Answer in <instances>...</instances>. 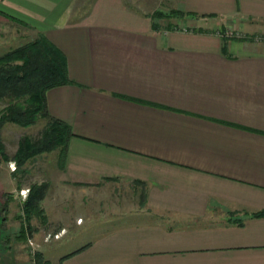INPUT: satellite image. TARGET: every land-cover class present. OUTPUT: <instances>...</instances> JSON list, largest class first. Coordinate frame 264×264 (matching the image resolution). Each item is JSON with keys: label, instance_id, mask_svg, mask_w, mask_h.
I'll return each instance as SVG.
<instances>
[{"label": "crops", "instance_id": "1", "mask_svg": "<svg viewBox=\"0 0 264 264\" xmlns=\"http://www.w3.org/2000/svg\"><path fill=\"white\" fill-rule=\"evenodd\" d=\"M138 1L0 0L66 56L60 176L106 202L61 264H264V0Z\"/></svg>", "mask_w": 264, "mask_h": 264}, {"label": "rangeland", "instance_id": "2", "mask_svg": "<svg viewBox=\"0 0 264 264\" xmlns=\"http://www.w3.org/2000/svg\"><path fill=\"white\" fill-rule=\"evenodd\" d=\"M161 2H152L157 7L155 15L172 13ZM152 4L148 7L152 8ZM24 30L21 25L0 19V55L36 39ZM5 103L0 98V108ZM47 124L48 118L44 116L25 125L3 121L0 114V264H38L39 260L61 264L63 256L109 228L95 227L107 220V213H98L106 205L105 200H91L87 195L81 199L76 185L62 180L61 146L35 152L24 163L17 161L14 154L20 140L24 136L39 139ZM43 183H47L46 195L40 207L29 214L23 207L29 187ZM104 190L109 191L107 187ZM98 203L102 205L100 209ZM79 215L84 219L81 225L77 224L82 220ZM62 224L67 227H61Z\"/></svg>", "mask_w": 264, "mask_h": 264}, {"label": "trees", "instance_id": "3", "mask_svg": "<svg viewBox=\"0 0 264 264\" xmlns=\"http://www.w3.org/2000/svg\"><path fill=\"white\" fill-rule=\"evenodd\" d=\"M162 14V13H161ZM163 15V14H162ZM165 16V15H164ZM19 61L17 63H14ZM71 81L67 59L47 37L35 40L0 55V98L5 105L0 108L2 120H11L25 125L38 116L48 118V124L39 139L24 136L15 152L19 163H24L35 152L61 146L63 163L68 152V142L74 134L70 125L52 116L47 107V91L50 87ZM47 191V183L29 187L23 207L27 213L40 207ZM264 214V209L257 215ZM80 247L63 258L81 250ZM62 258V260H63ZM38 264H47L39 260Z\"/></svg>", "mask_w": 264, "mask_h": 264}]
</instances>
